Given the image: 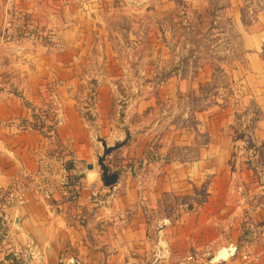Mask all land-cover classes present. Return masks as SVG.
Returning <instances> with one entry per match:
<instances>
[{
    "label": "crops",
    "instance_id": "crops-1",
    "mask_svg": "<svg viewBox=\"0 0 264 264\" xmlns=\"http://www.w3.org/2000/svg\"><path fill=\"white\" fill-rule=\"evenodd\" d=\"M227 1L225 10L239 14L241 0ZM237 30L239 44L225 52L236 55L228 76L242 106H200L196 125L96 130L70 94H54L55 110L34 129L32 109L47 107L43 85L27 86L20 71L0 77V262L11 255L21 264H171L188 251L211 249L224 264H264V11L255 28ZM53 67L42 69L45 83ZM16 80L22 95L11 91ZM241 108L245 122L234 125ZM104 143L116 147L105 160L119 176L111 187L98 167ZM42 149L65 152L83 171L72 199L55 215L34 203L3 204L17 172L34 168Z\"/></svg>",
    "mask_w": 264,
    "mask_h": 264
},
{
    "label": "rangeland",
    "instance_id": "rangeland-1",
    "mask_svg": "<svg viewBox=\"0 0 264 264\" xmlns=\"http://www.w3.org/2000/svg\"><path fill=\"white\" fill-rule=\"evenodd\" d=\"M204 1L202 7L200 0H0V77L13 79L20 71L30 79L27 86L43 85L46 115L55 110L54 94H70L96 130L196 125L200 106L242 104L228 76L236 55L225 49L239 44L238 27L255 28L264 11V0H241L239 14L225 10L227 0ZM47 63L54 69L45 83ZM16 82L11 91L22 95ZM239 112L234 125L245 122L244 109ZM254 169L262 167L255 163ZM11 192L9 186L3 204H10Z\"/></svg>",
    "mask_w": 264,
    "mask_h": 264
},
{
    "label": "built area",
    "instance_id": "built-area-1",
    "mask_svg": "<svg viewBox=\"0 0 264 264\" xmlns=\"http://www.w3.org/2000/svg\"><path fill=\"white\" fill-rule=\"evenodd\" d=\"M83 171L77 162L60 151L40 150L35 156L34 168L22 167L14 177L10 204L42 205L55 215V208L62 201H70L74 190L79 189ZM243 258L258 260L248 254ZM226 259L211 249L188 251L171 264H224Z\"/></svg>",
    "mask_w": 264,
    "mask_h": 264
},
{
    "label": "water",
    "instance_id": "water-1",
    "mask_svg": "<svg viewBox=\"0 0 264 264\" xmlns=\"http://www.w3.org/2000/svg\"><path fill=\"white\" fill-rule=\"evenodd\" d=\"M103 154L98 159V165L102 171V182L104 186L111 187L114 186L118 181V173H111L109 168L107 167L105 160L110 153L116 149V147H110L106 143L103 144ZM88 169L92 170L93 165H88Z\"/></svg>",
    "mask_w": 264,
    "mask_h": 264
},
{
    "label": "trees",
    "instance_id": "trees-1",
    "mask_svg": "<svg viewBox=\"0 0 264 264\" xmlns=\"http://www.w3.org/2000/svg\"><path fill=\"white\" fill-rule=\"evenodd\" d=\"M43 115H46L44 109H39V110L34 109V108L32 109V117L34 119V122L31 124L32 128H34V129H42V127L44 125V122H43V119H42ZM54 151H57V150H54ZM60 152H63V151H60ZM63 153H65V152H63ZM66 155L68 156V154H66ZM69 158H71V157H69ZM13 258L14 257H12L11 255H8L6 257V260H9V259L12 260ZM0 263L3 264L2 262H0ZM12 264H21V263L17 262V261H14V259H13V263Z\"/></svg>",
    "mask_w": 264,
    "mask_h": 264
}]
</instances>
